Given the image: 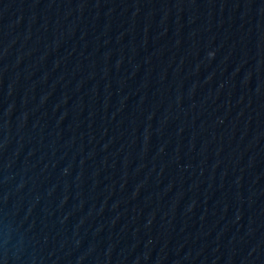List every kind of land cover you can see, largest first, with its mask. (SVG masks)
<instances>
[{"label": "water", "instance_id": "water-1", "mask_svg": "<svg viewBox=\"0 0 264 264\" xmlns=\"http://www.w3.org/2000/svg\"><path fill=\"white\" fill-rule=\"evenodd\" d=\"M0 264H264V0H0Z\"/></svg>", "mask_w": 264, "mask_h": 264}]
</instances>
